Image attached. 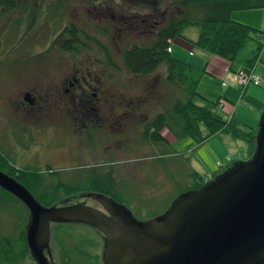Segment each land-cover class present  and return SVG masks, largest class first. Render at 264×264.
<instances>
[{
	"label": "rangeland",
	"instance_id": "obj_1",
	"mask_svg": "<svg viewBox=\"0 0 264 264\" xmlns=\"http://www.w3.org/2000/svg\"><path fill=\"white\" fill-rule=\"evenodd\" d=\"M62 3L64 9L53 15L49 0H24L16 10L0 9L1 161L4 164L8 160L17 171L30 170L43 174L49 194L35 186L32 190L43 205L49 206L51 202L58 203L65 198L74 202L80 200L79 194L85 191L102 194L106 192L115 195V199L124 204L138 220L144 221L160 215L178 194L191 187L189 172L193 160L204 168V181L211 178L210 174H214V177L227 168L217 165L218 160L224 164L227 157L216 151L220 140L211 139L199 145L191 136L175 138L167 128H163L158 133L162 141L155 143L144 137L141 129L128 127V144L122 153L114 155L116 163L111 169H98L90 167L91 165L52 166L50 169L22 168L20 160L14 157V153H19L20 149L16 148L13 135L23 133V127L20 118L22 112H17L20 115L14 112L13 100L20 97L19 91L23 87L42 85L45 77L50 76L57 67L71 66L73 61L81 66L107 67L101 76L105 78L103 81L107 83L111 96L138 99V109L146 115L171 112L175 99L187 97L181 87L165 80V65H160L150 75L138 76L130 74L123 64V51L134 43H142V37L139 29L134 30L135 25H129V21L125 22L123 31L111 20L122 16L126 18L131 14H145V9L130 5L129 10L121 0H68ZM233 12L240 15V20L235 21L257 29L264 28L263 9H242ZM71 22L80 32V44L73 52L60 48L65 39L64 31ZM184 31L192 35L198 32V29L188 26ZM255 47L256 42L249 40L240 52L237 62L230 66L238 73L244 72L241 70L244 68L241 62L253 54ZM196 49L194 47L195 57H191L195 65L189 67L188 73L194 78L198 77V92L210 100L219 99L222 102L221 112L227 114L228 118L233 114L236 121H249L251 114L246 105L256 102L264 104V93L254 90L252 85L241 87L235 79L237 72H230L223 58L208 53L205 57H199L200 49ZM184 50L189 53V50ZM209 57L210 61L207 60ZM257 65L255 74L263 77L264 64L260 62ZM222 83L229 87L223 88ZM260 87L264 88V84ZM195 102L202 105L209 103L198 97ZM263 111L264 108L261 114ZM227 117L225 119H228ZM259 120L260 116L257 118L256 128L252 129L253 133L257 131ZM201 131L204 132L205 129L202 128ZM221 138L225 139V136L222 135ZM51 140L55 145L63 144V138L57 135ZM254 151L249 153L248 158L252 157ZM75 158L81 164H91L98 156L90 153ZM55 160L63 159L55 155ZM234 162L232 160L228 167ZM106 172L112 174L113 185L109 188L115 191L113 193L104 189L107 187L94 185L89 180L92 175H103ZM102 181L103 178L99 177V182ZM58 182L71 188L58 186ZM29 191L31 192L30 189ZM12 196L10 194L0 198V243L1 236L8 237L6 242L0 244V264H34L24 241L27 211L22 203ZM40 197L49 198L50 203ZM87 203L95 205L92 199H88ZM50 227L49 252L54 264H101L103 239L96 229L84 223L51 224ZM8 250L12 252H7Z\"/></svg>",
	"mask_w": 264,
	"mask_h": 264
},
{
	"label": "water",
	"instance_id": "obj_2",
	"mask_svg": "<svg viewBox=\"0 0 264 264\" xmlns=\"http://www.w3.org/2000/svg\"><path fill=\"white\" fill-rule=\"evenodd\" d=\"M0 187L27 209L24 235L34 264H54L50 225L67 223L101 233V264H264V111L251 158L178 194L148 220L102 193L89 192L101 209L85 201L43 205L2 170Z\"/></svg>",
	"mask_w": 264,
	"mask_h": 264
},
{
	"label": "trees",
	"instance_id": "obj_3",
	"mask_svg": "<svg viewBox=\"0 0 264 264\" xmlns=\"http://www.w3.org/2000/svg\"><path fill=\"white\" fill-rule=\"evenodd\" d=\"M63 1L68 0H49V8L52 15L58 14L59 10L64 9V6H62ZM121 1L129 10L131 5L133 7L138 6L147 11L145 14H131L127 15L126 18L122 16L121 18L116 17L111 20L123 31L125 22L129 21V25H135L133 27L134 30L139 29L138 32L142 37V43H134L123 51L122 61L125 68L132 75L147 76L163 64L166 66L167 71L165 80L168 83L177 84L184 90L187 96L185 99H175L171 112L164 111L155 114L151 121L147 123L144 137L151 142L157 143L162 141L158 133L163 128H167L170 135L175 138L191 136L200 144L214 134L229 133L232 137L245 141L249 146V153L255 150V133L257 131L253 133V131L240 129L231 117L228 118L221 112L222 102L219 99H204L206 102H209L204 105L195 102L196 97L202 99L197 90L198 77L194 78L192 75H189L188 69H190V66L173 56L170 53V49L174 39H182L184 45L189 46L191 53V49L196 47L205 53L223 58L228 64L229 71L235 74L237 71L230 65H234L237 62L240 52L247 42L253 40L256 42V47L252 52L253 54L245 57L246 59L241 62L244 65V68L241 70L244 72L254 71V67L258 63H264V28L257 29L235 21L231 18V12L242 9H264V0ZM22 2L24 0H0V9L13 11L20 8ZM188 26H195L198 29V36L195 41L188 39L183 34L184 29ZM64 32L65 39L62 41L60 48L65 51H75L74 49L80 44L78 39L80 32L78 28L71 22ZM226 117L228 119H225ZM153 126H155L154 130L152 129ZM202 128L205 129L204 132L201 131ZM0 165L1 170L7 171V174L20 181L26 188L28 187L27 189H30L33 195L35 194L32 191L34 186L39 189L42 188L49 194L46 190L47 183L44 184V176L40 172L30 170L17 171L18 169L11 165L8 160L3 164L1 158ZM190 176L194 181L197 178L195 173H192ZM99 177L103 178L101 183L99 182ZM89 180L94 185L107 187V189H104L109 193H113L114 191L109 188V186L113 185V178L110 172H106L103 175H92ZM207 182L196 181L195 185L190 187V189L199 188ZM57 184L64 188H71L65 183L58 182ZM103 193L113 199L116 197L113 194ZM1 196H10V193L0 187V198ZM35 197L38 199V196ZM40 198L46 203H50L49 198ZM56 202H51L49 205L68 204L72 201L69 198H65L58 203ZM24 208L26 209L25 206ZM7 240L8 237L1 236L0 244ZM24 250H26V247ZM7 252L11 253L12 250H8Z\"/></svg>",
	"mask_w": 264,
	"mask_h": 264
},
{
	"label": "flooded vegetation",
	"instance_id": "obj_4",
	"mask_svg": "<svg viewBox=\"0 0 264 264\" xmlns=\"http://www.w3.org/2000/svg\"><path fill=\"white\" fill-rule=\"evenodd\" d=\"M107 69L76 65L73 61L71 66L57 67L42 85H27L19 91L20 97L13 100L14 112H22L17 114L22 119L23 133L14 134L13 138L20 149L14 157L20 160L22 168L91 165L111 169L116 163L114 155L122 153L128 144V127L141 129L144 136L154 115L142 113L138 99L112 97L101 76ZM55 135L63 138L60 146L51 140ZM90 153L98 156L91 164H81L75 158ZM55 155L63 160H55ZM79 196L81 199L74 202L94 200L89 191ZM94 201L91 206L101 209Z\"/></svg>",
	"mask_w": 264,
	"mask_h": 264
},
{
	"label": "crops",
	"instance_id": "obj_5",
	"mask_svg": "<svg viewBox=\"0 0 264 264\" xmlns=\"http://www.w3.org/2000/svg\"><path fill=\"white\" fill-rule=\"evenodd\" d=\"M258 9H263V8H258ZM233 11H235V10H233ZM233 11L231 12V18L234 19V20H240V15H236V13L233 12ZM183 34L188 39H190L192 41H195L197 39V36H198V32L192 33V35H189V34L185 33V31H183ZM172 43H173V45H172V47L170 49L171 50V54L173 56H175L176 58L180 59L181 61L186 62L190 67L191 66L193 67L195 65V63H194V61H193V59L191 57H193V56L195 57V55H196L194 53V48L191 49V51H192V53H191L190 49H189V46L187 47L186 45H184V41L179 39V38L174 39ZM184 49L189 50V53H187ZM196 50H199V49H196ZM206 55L207 54L204 51L199 50V57H205ZM208 59L210 61L211 57L207 58V60ZM257 66L258 65H256L254 67V71L255 72H256ZM227 68H228V66H227ZM262 74L264 75L263 72H262ZM260 78H261L260 85H257V86L256 85H252V86L254 87V90H257V91H260V92L264 93V88L260 87L261 85L264 84V76L260 77ZM221 86L223 88L229 87L227 84L223 85V83H222ZM226 94L228 95V93H226ZM202 99H208V98L202 96ZM208 100H210V99H208ZM246 106H247V108H248V110H249V112L251 114V119L249 121H244V120H242L243 122L236 121L234 119V115L233 114H231V118L234 121V123L240 129H242L244 131H252V129L256 128L257 118H258V116H260L262 108H264V104H259V102L258 103L256 102L255 104L246 105ZM224 115L227 116V114H224ZM257 128H258V125H257ZM222 135L225 136V139L221 138ZM211 139L220 140L217 143L218 144L217 145L218 148L216 149V151H219L221 153L220 155H226L227 156L226 159H225L224 164L221 161H220L221 162V166H219L217 164L219 167H228V164L232 160L236 162V161L248 159L249 146H248V144L245 141L240 140V139H236V138L232 137V135H230L229 133H217V134L212 135L211 137H209L205 141L211 140ZM243 142H245V143H243ZM199 145H201V144H199ZM204 171H205L204 168L196 160H193V164L191 166L189 175H191L192 173H195L197 178H196L195 181L192 180L191 187L195 185L196 181H204L205 180V176L203 175ZM210 175H211V178H213L214 174L213 175L210 174ZM187 189H190V188H187Z\"/></svg>",
	"mask_w": 264,
	"mask_h": 264
},
{
	"label": "built area",
	"instance_id": "obj_6",
	"mask_svg": "<svg viewBox=\"0 0 264 264\" xmlns=\"http://www.w3.org/2000/svg\"><path fill=\"white\" fill-rule=\"evenodd\" d=\"M235 79L238 85L241 87H247L248 85H259L261 82V78L259 75L255 74L254 71L250 72H239L235 74ZM225 85V83H223ZM218 165L221 163L218 161Z\"/></svg>",
	"mask_w": 264,
	"mask_h": 264
},
{
	"label": "clouds",
	"instance_id": "obj_7",
	"mask_svg": "<svg viewBox=\"0 0 264 264\" xmlns=\"http://www.w3.org/2000/svg\"><path fill=\"white\" fill-rule=\"evenodd\" d=\"M220 163H221V162H220ZM219 166H221V165H219ZM218 174H219V173H218ZM215 176H216V175H215ZM215 176H214V177H215ZM214 177H213V178H214ZM213 178L207 179L206 181H210V180H212ZM183 192H184V191H183ZM71 203H72V202H71ZM50 228H51V227H50ZM100 258H101V257H100Z\"/></svg>",
	"mask_w": 264,
	"mask_h": 264
}]
</instances>
